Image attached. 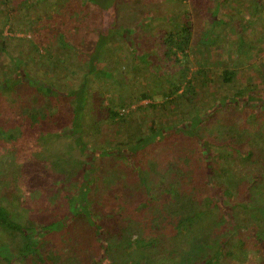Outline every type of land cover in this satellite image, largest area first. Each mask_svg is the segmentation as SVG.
<instances>
[{
  "label": "trees",
  "instance_id": "trees-1",
  "mask_svg": "<svg viewBox=\"0 0 264 264\" xmlns=\"http://www.w3.org/2000/svg\"><path fill=\"white\" fill-rule=\"evenodd\" d=\"M262 49L264 0H0V259L264 264Z\"/></svg>",
  "mask_w": 264,
  "mask_h": 264
},
{
  "label": "rangeland",
  "instance_id": "rangeland-1",
  "mask_svg": "<svg viewBox=\"0 0 264 264\" xmlns=\"http://www.w3.org/2000/svg\"><path fill=\"white\" fill-rule=\"evenodd\" d=\"M159 1H161V0H159ZM153 4H155V3H153ZM155 6H156V4H155ZM162 7V8H161ZM161 12H163V10H165L164 8H163V6L161 5H159L158 4V7H157ZM127 16L129 17V18H131V14H127ZM130 22V21H129ZM132 23V22H131ZM5 32L6 33H8V34H12V35H14V36H16L17 38H22V39H18V40H13V43H12V46H11V49L14 51L13 53H16V52H18V50H25V53H27V51L26 50H29L30 49V46L28 45V44H26V42H25V39H26V37H29V35H30V33H25V32H21V31H18V32H10L9 31V29H8V26H6V28H5ZM25 38V39H24ZM229 51L230 50H216V52H215V54H216V56L219 58V59H226L227 58V56H228V53H229ZM232 51V50H231ZM230 51V52H231ZM259 57H260V59H263L264 60V49H262L261 51H259ZM8 65L10 66V63H8ZM45 71H46V68L44 67V66H38V65H36V70L34 71L35 73H37V75L39 74L40 76H44V74H45ZM31 74L33 75L34 73H33V70H31ZM35 75V74H34ZM106 87V88H105ZM104 87V89H103V86H102V88H101V90H105V89H107V86H105ZM141 88L142 86H140V85H137L136 86V90H137V88ZM148 102H150V100L149 99H144V100H142L141 102H140V104H146V103H148ZM137 105V103H135L134 105H133V107H135ZM214 131H217V133H220V131L218 130V129H215ZM6 133L7 132H10V131H5ZM7 134H4V136H6ZM4 141H6V142H8V139H6V138H2ZM11 159H10V156H9V154L7 155V158H5V165H6V167L7 168H9V169H11V167H8L9 166V164H10V161ZM74 162L75 161H77V159H74L73 160ZM79 162H80V160H78ZM6 169V168H5ZM7 170V169H6ZM8 171V170H7ZM70 172H71V170H70ZM71 186L69 185V186H65V188L67 189V188H70ZM0 190H1V184H0ZM7 191H9L8 190V188H7ZM10 195H11V193H10ZM21 197V196H20ZM20 197H19V195H18V197H17V200L18 201H20ZM26 198H28V197H26ZM15 203L14 204H17V201L15 200L14 201ZM31 213V212H30ZM16 215V214H15ZM29 215H28V213H26V217H28ZM8 238V237H7ZM8 240V239H7ZM5 241L4 240H2V239H0V252H2V250H5V247H6V243H4ZM9 245V244H8ZM10 248H11V245H10ZM10 251V250H9ZM12 256H7V257H5V258H1L0 259V264H17V262H18V258L16 259V258H11ZM250 261H252V259L250 260V259H248L247 260V262H250ZM231 262V261H230ZM232 264H234V262H231Z\"/></svg>",
  "mask_w": 264,
  "mask_h": 264
}]
</instances>
